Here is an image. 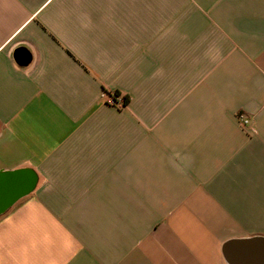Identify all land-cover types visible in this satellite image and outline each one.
<instances>
[{"label": "crops", "instance_id": "1", "mask_svg": "<svg viewBox=\"0 0 264 264\" xmlns=\"http://www.w3.org/2000/svg\"><path fill=\"white\" fill-rule=\"evenodd\" d=\"M21 167L0 264H260L264 0H0V170Z\"/></svg>", "mask_w": 264, "mask_h": 264}, {"label": "water", "instance_id": "2", "mask_svg": "<svg viewBox=\"0 0 264 264\" xmlns=\"http://www.w3.org/2000/svg\"><path fill=\"white\" fill-rule=\"evenodd\" d=\"M17 58L19 62L26 63L29 55L19 52ZM37 180L36 172L29 167L0 170V215L29 195L35 189ZM260 264H264V257Z\"/></svg>", "mask_w": 264, "mask_h": 264}, {"label": "built area", "instance_id": "3", "mask_svg": "<svg viewBox=\"0 0 264 264\" xmlns=\"http://www.w3.org/2000/svg\"><path fill=\"white\" fill-rule=\"evenodd\" d=\"M110 97H111L112 103L118 104L120 106L124 104L123 98L121 95H114L113 93H111ZM237 120H238L240 126L243 128H245L249 125V118L242 113L237 114Z\"/></svg>", "mask_w": 264, "mask_h": 264}, {"label": "trees", "instance_id": "4", "mask_svg": "<svg viewBox=\"0 0 264 264\" xmlns=\"http://www.w3.org/2000/svg\"><path fill=\"white\" fill-rule=\"evenodd\" d=\"M113 94H114V95H120V93H119L118 91H114ZM122 98H123V102H124V104L127 103V101H128V96H127V95H123Z\"/></svg>", "mask_w": 264, "mask_h": 264}]
</instances>
